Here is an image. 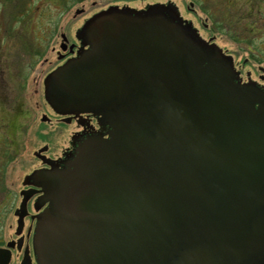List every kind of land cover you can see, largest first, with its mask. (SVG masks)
Here are the masks:
<instances>
[{"label":"water","instance_id":"water-1","mask_svg":"<svg viewBox=\"0 0 264 264\" xmlns=\"http://www.w3.org/2000/svg\"><path fill=\"white\" fill-rule=\"evenodd\" d=\"M170 8L103 11L49 78L54 107L110 128L38 171L39 264H264V91Z\"/></svg>","mask_w":264,"mask_h":264},{"label":"rangeland","instance_id":"rangeland-1","mask_svg":"<svg viewBox=\"0 0 264 264\" xmlns=\"http://www.w3.org/2000/svg\"><path fill=\"white\" fill-rule=\"evenodd\" d=\"M216 3L220 5L219 0H0V199L3 189L10 195L23 186L27 174L44 169L36 152L54 158L68 147L71 129L58 128L49 119L55 117L38 69L47 58L57 64L52 49L63 50L61 33L79 39L77 29L94 13L177 4L183 15L178 16L192 20L203 38L215 37L224 53L234 56L245 79L261 81L257 75L262 73L259 65L264 66V31L258 29L264 30V9L257 17L249 0H239L226 20L224 7L217 9ZM170 12L175 14L172 8ZM45 146L50 147L47 153Z\"/></svg>","mask_w":264,"mask_h":264},{"label":"flooded vegetation","instance_id":"flooded-vegetation-1","mask_svg":"<svg viewBox=\"0 0 264 264\" xmlns=\"http://www.w3.org/2000/svg\"><path fill=\"white\" fill-rule=\"evenodd\" d=\"M220 5L216 3L215 7L217 9H221L224 7L222 11L225 19L229 20L231 11L235 9L236 4L239 0H219ZM231 1L233 4L231 5ZM248 0H246L247 2ZM253 7L250 8V11L256 10L257 17L260 13H262L264 6L262 0H249ZM164 8V7H163ZM168 10L169 8H164ZM110 10L109 8L104 10ZM147 14L152 10V8L147 7L143 9ZM122 14V12L127 13V17L135 16L136 10L129 9H119L117 10ZM103 12V11H102ZM101 15V13H94L88 19L83 22V25L77 29L78 31L75 33L76 37L79 39L72 37L71 35H67L69 40L68 49L60 50L57 47H53L52 54L58 55L59 62L54 64L52 60L46 59V61L40 65L38 69V73L40 79L43 80L44 84V94L46 101L52 108V114L55 118L49 117L50 120L55 119L57 123V127L61 129H71L69 136V145L63 151L62 156L60 157H52L47 156L44 153L36 152L38 157L44 162L43 166L40 168L44 169H59L65 168L67 162L71 160L78 149V146L85 140L86 138L91 137H108L109 134V125H103L101 121V116L96 115L94 112H81L76 109H68V110H59L57 107H54L51 102L48 100L49 90L48 87L51 86L50 82H48L49 78H52L53 75L59 68L67 65L72 62L75 58L88 53L93 48L96 47L97 35L94 27V19ZM186 24V20L182 21ZM194 23L191 20L190 26L194 28L196 31L197 37L200 42L213 51L220 50L221 54L226 58L228 62H230L231 67L235 73V80L240 84H248L254 85L258 87L262 91H264V66L259 65V70L262 73H259V79L261 81H257L256 79L247 78L245 79L243 76V72L236 67L237 61L232 54L224 53L223 48H221L217 42L215 41V37H211L210 40H207L202 37L198 28H196ZM207 23L205 27H207ZM21 27L24 29V24ZM260 31H264L263 29H258ZM255 33V31H251ZM65 33V32H62ZM61 33V37H62ZM67 34V33H66ZM62 42L59 44L62 49ZM75 44V51L72 52L70 46ZM42 66V69H41ZM10 125V123H9ZM45 153H47L50 149L49 146H45ZM42 169H34L31 173L27 174L23 179V186L20 187L19 190H15L11 192L4 191L3 189L2 197L0 199V264H39L35 247H34V238L36 226L38 223V217L41 212L48 206V202H45L42 188L39 186L40 181L38 176V171Z\"/></svg>","mask_w":264,"mask_h":264}]
</instances>
